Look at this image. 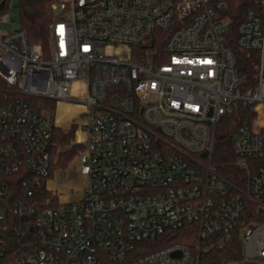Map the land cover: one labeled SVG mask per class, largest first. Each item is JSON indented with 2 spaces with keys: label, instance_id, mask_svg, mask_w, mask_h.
Instances as JSON below:
<instances>
[{
  "label": "built area",
  "instance_id": "2783aa9c",
  "mask_svg": "<svg viewBox=\"0 0 264 264\" xmlns=\"http://www.w3.org/2000/svg\"><path fill=\"white\" fill-rule=\"evenodd\" d=\"M12 6L0 0V24ZM228 7L52 0L47 55L22 28L0 31V264H206L202 250L235 236L242 256L223 264H264V0L231 36L256 54L253 77ZM29 97L84 108L78 199L43 194L57 121ZM237 105L252 108L233 138L245 187L211 160L216 122ZM186 225L195 240L143 251Z\"/></svg>",
  "mask_w": 264,
  "mask_h": 264
},
{
  "label": "trees",
  "instance_id": "16d2710c",
  "mask_svg": "<svg viewBox=\"0 0 264 264\" xmlns=\"http://www.w3.org/2000/svg\"><path fill=\"white\" fill-rule=\"evenodd\" d=\"M259 0H228L229 7L226 14L231 18L229 42L234 47L239 70L248 77H253L256 69L257 57L254 52L240 50L233 43L232 34H234L237 24L240 22L245 10L249 7H255ZM52 0H20V28L25 30L28 41L32 44H39L45 55L50 51V25L53 20V11L51 9ZM162 41L156 47L161 48ZM0 80V85H1ZM0 96L1 93H0ZM28 101L32 108L40 112L44 110L53 115L55 102L46 98L29 97ZM43 108V109H42ZM252 108L237 105L232 112L221 115L215 125L214 143L211 160L217 170L228 178L231 182L245 187L247 174L240 168L236 161V155L233 150V138L238 126L250 119ZM74 131L72 126L68 131L60 128L54 129L52 141L55 145L69 143ZM54 145V144H53ZM78 150V146L72 145L67 153H60L56 163L59 167H65ZM43 194L50 197L51 204L57 200L56 193L45 191ZM251 209L252 206L250 205ZM186 225L182 229L169 230L163 235L142 243L143 251H150L170 242L181 241L190 242L196 239L193 229ZM242 256L241 241L238 236L227 240L222 247L211 245L206 250H202V263L223 264L230 260H238ZM238 264H258L249 262H240Z\"/></svg>",
  "mask_w": 264,
  "mask_h": 264
},
{
  "label": "crops",
  "instance_id": "0c3cea01",
  "mask_svg": "<svg viewBox=\"0 0 264 264\" xmlns=\"http://www.w3.org/2000/svg\"><path fill=\"white\" fill-rule=\"evenodd\" d=\"M59 107L62 108V117L60 119L57 118ZM83 110L84 108L82 105L71 104V103L64 102V101L55 103V113L53 116L56 118V121H57L56 128H60L63 131H68L72 126H74L73 135L69 143L63 144V145H55L56 142L52 141L51 152H50L52 155V165H53L52 169L54 167L62 169L60 171V174L62 176L67 175V172H66L67 167L71 166L74 163H75V166H77V159H76L77 153L83 148L82 142H79L80 139H82L85 136L83 130L81 129L79 125V122H80L79 116ZM72 145L78 146V150L75 152L74 156L71 158V160L67 163L65 167L57 166L56 163L58 161L59 154L67 153ZM74 171L75 170L73 169L72 175L74 176L78 175L74 173ZM47 186L49 187L51 191H53V193L57 194V197L59 198V200L65 201V200L78 199L80 197V191L83 187V184L78 186L79 188H77V190H75L76 192L74 193L71 192L72 189H71L70 183L65 182L63 183V185L56 186L55 183H52L51 180L48 179Z\"/></svg>",
  "mask_w": 264,
  "mask_h": 264
},
{
  "label": "rangeland",
  "instance_id": "374dc122",
  "mask_svg": "<svg viewBox=\"0 0 264 264\" xmlns=\"http://www.w3.org/2000/svg\"><path fill=\"white\" fill-rule=\"evenodd\" d=\"M13 1V6L10 8L9 14H10V21L8 22H4L2 24H0V31H7V30H12V29H16V28H20V20H19V16H20V0H12ZM149 53V52H147ZM3 83H1L2 85ZM3 100H0V105L3 104ZM43 109V108H42ZM40 112L43 113H47L44 110H41ZM54 113H55V107H54ZM53 113V115H54ZM49 114V113H47ZM51 115V114H50ZM75 168V163L72 164L71 166L67 167L66 172L67 175L66 176H62L60 174V171L62 169L54 167L52 169V173L49 176V179L51 180L52 183H55L56 186H60L63 185V183H70L71 184V189H72V193L76 192L75 190H77V188H79L78 186L82 185L84 182V178L83 176L80 175H72V171Z\"/></svg>",
  "mask_w": 264,
  "mask_h": 264
},
{
  "label": "bare ground",
  "instance_id": "6f19581e",
  "mask_svg": "<svg viewBox=\"0 0 264 264\" xmlns=\"http://www.w3.org/2000/svg\"><path fill=\"white\" fill-rule=\"evenodd\" d=\"M61 107V105H60ZM59 107L57 118L60 119L62 117V108ZM80 108V107H79Z\"/></svg>",
  "mask_w": 264,
  "mask_h": 264
}]
</instances>
